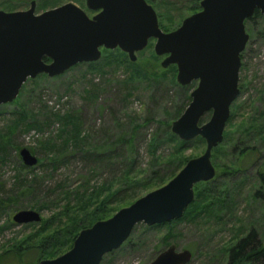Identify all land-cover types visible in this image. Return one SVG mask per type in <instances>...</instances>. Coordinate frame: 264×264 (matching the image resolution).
I'll list each match as a JSON object with an SVG mask.
<instances>
[{
    "label": "rangeland",
    "instance_id": "obj_1",
    "mask_svg": "<svg viewBox=\"0 0 264 264\" xmlns=\"http://www.w3.org/2000/svg\"><path fill=\"white\" fill-rule=\"evenodd\" d=\"M31 1L14 0L3 6L26 9ZM153 1L151 5L158 14L159 24L162 23L166 31L180 26L183 19L191 15L189 7L194 4L193 0ZM67 2L82 7L89 16L94 14L88 9L86 0H36V11ZM245 27L250 37L242 52L241 92L231 106L224 139L216 146V152H212L215 181L226 186L233 203L224 211L213 210L195 221L164 223L154 228L137 224L127 241L106 254L100 264H151L171 244H175L178 250L192 252V259L187 264H232L228 255L230 247L252 227L264 245V184L259 182L256 174L258 166L264 163V141L261 139L264 137V14L263 18L245 22ZM154 44L155 40L151 39L148 46L137 53V60L132 62L135 64L124 67L117 63L106 64L104 60L110 51L114 55L120 53L116 49L102 48L96 67L81 65L61 77L42 74L28 79L13 102L0 106V136L12 138L6 161L0 159V199L6 201L13 197L16 200L0 207V255L6 250L15 254L0 264L16 261L39 263L36 259L27 261L21 258L25 241L39 229L41 222L56 215L66 204L69 198L64 192L76 190L86 179H89L90 186L116 180L131 160H135L132 175L139 178L150 177L154 171L163 176L173 170L177 174L181 156L191 159L204 152L205 140L201 137L204 143H196V137L187 141L182 153L172 155L175 142L167 140L171 124L188 106L187 96L198 82L193 81L188 90L180 87L176 80L177 71L175 73L171 65L167 68L161 66L165 56L155 53ZM69 113L81 119L78 124L83 135H92L89 145H114L115 154L110 163L95 162L78 154L65 162L53 164L56 150L49 147L48 142L51 139L61 144L60 131L73 127L63 120ZM210 116L211 111L204 114L200 124L207 122ZM126 140L132 141L133 148ZM155 142H158L157 150L152 154L151 144ZM24 147L30 149L40 163L32 167L24 165L19 156ZM245 147L253 149L249 152L252 151L256 159L233 163ZM156 157L177 159L170 164L152 163ZM154 189L157 187L137 188L135 192L139 198ZM201 189V186L194 188L195 192ZM256 192L261 193L255 195ZM122 207L125 206L122 204ZM23 209L39 211L42 220L15 223L12 219L14 213ZM31 256L32 253L27 255L28 258Z\"/></svg>",
    "mask_w": 264,
    "mask_h": 264
},
{
    "label": "water",
    "instance_id": "obj_2",
    "mask_svg": "<svg viewBox=\"0 0 264 264\" xmlns=\"http://www.w3.org/2000/svg\"><path fill=\"white\" fill-rule=\"evenodd\" d=\"M197 1L200 10L172 31L161 28L147 0H86L90 10L98 11L93 16L73 2L41 13H35V2L28 10L0 11V106L13 102L28 79L57 77L78 64L96 62L102 48H118L136 61L151 39L155 53L165 56L161 66H177L178 84L198 82L171 131L184 141L202 137L204 152L189 159L166 184L82 229L65 253L37 264H100L127 241L137 224L153 226L182 218L195 198V184L215 178L212 152L224 139L231 106L241 92V54L250 37L245 21L256 10L264 14V0ZM210 111V119L200 124ZM19 156L27 167L38 163L28 148H21ZM12 219L28 224L40 222L42 216L23 209ZM191 259L190 250L171 244L151 264H187Z\"/></svg>",
    "mask_w": 264,
    "mask_h": 264
},
{
    "label": "trees",
    "instance_id": "obj_3",
    "mask_svg": "<svg viewBox=\"0 0 264 264\" xmlns=\"http://www.w3.org/2000/svg\"><path fill=\"white\" fill-rule=\"evenodd\" d=\"M148 3L154 4L153 0H147ZM193 5L189 7L190 13H195L200 10V5L197 1L193 0ZM154 6V5H152ZM255 18H263V14L259 10H256L253 17L247 19V21H254ZM162 26V23H161ZM162 28L166 31L163 26ZM120 54L114 55L111 51L107 54L106 64H120L122 67L127 65H133V61L129 60L126 53L116 49ZM109 56V57H108ZM105 58V57H104ZM242 59V54H241ZM102 60V59H101ZM81 65L97 66L98 61L90 63H82ZM73 67V68H75ZM171 68L174 69L176 73L177 68L175 65H171ZM72 69V68H71ZM63 75V74H62ZM57 76V77H61ZM180 87L188 90V86ZM189 102L191 101V95L187 96ZM189 104V103H188ZM63 120L71 123L70 126H73L70 129H62L58 137H60L61 144L59 145L56 141L48 142L49 147L56 150L54 154L53 164H58L61 161L65 162L66 159H70L78 154H81L83 158H89L95 160V162L110 163L114 157V145L109 146V143H103L100 145H89V139L92 135L90 133L82 134V130L79 127L78 122L80 123L81 119L75 118L72 113L66 114ZM75 118V119H74ZM74 119V120H73ZM18 119H16L17 122ZM73 122L75 124H73ZM14 124V123H13ZM32 126V125H31ZM81 126V124H80ZM25 129L29 130V127L25 125ZM11 137L0 136V159L6 161L7 148L9 140ZM264 141V137L261 138ZM167 140L175 142V152L172 155H177V153H182L185 150L187 141L181 140L176 134L172 131L169 132ZM129 145L132 147V141L126 140ZM196 143H204V140L198 136ZM158 142L151 144V152L154 154L156 152V146ZM19 147V146H18ZM18 147L16 148L18 150ZM236 148V146H233ZM133 148V147H132ZM251 147L242 148L235 157L233 163L236 161H247L256 155L249 150ZM217 147L213 149L216 152ZM253 150V149H252ZM170 155V156H172ZM215 156V154H213ZM182 158L177 163V168L181 170L183 166L187 163L189 158ZM174 159L177 158H159L153 159L152 163H173ZM135 160H131L130 165L126 170L121 174V177L113 180L106 181L102 184H96L95 186L89 185V179L79 186L74 191L64 192L68 196V201L66 204L60 208V211L51 218L46 219L44 222L40 223L39 229L25 241V247L22 250H25L24 254H20L21 258L27 259V261H34L35 259L40 262L45 259L55 258L73 246V242L79 232L92 226L96 221L103 220L111 217L115 212H117L121 207L128 206L139 196L138 192H135V189L140 188L147 190L148 188L155 186L160 187L163 184H166L168 180L173 178L176 175L175 170L170 171L167 175L163 176L159 172H152L150 177L139 178L132 173L134 172ZM40 163V160L39 162ZM105 164V165H106ZM24 167V166H23ZM256 174L258 176L259 182L264 184V163L261 166H258ZM263 170V172H262ZM236 172V171H235ZM235 172H232L234 174ZM138 173V172H137ZM142 174L143 172L140 171ZM231 173V172H230ZM139 178V179H138ZM201 186L200 192H195V198L193 202L188 206L182 218L177 220H172L165 224L179 223L183 220L195 221L199 220L201 216L207 215L213 210L221 209L224 211L226 206H229L233 203V197H231L230 192L226 186H221L216 183L215 178L208 182H199L195 184L194 188ZM261 192H256L255 195L260 194ZM72 199V200H71ZM15 198H8L6 201L0 199V207L8 203L15 202ZM40 208V207H38ZM161 225V224H160ZM159 225L152 226L151 228L158 227ZM46 231L47 234H46ZM29 253H32L33 256L30 258L27 257ZM26 254V255H25ZM230 263L237 262H247L249 264H264V245L261 244V241L258 237V233L254 227L250 228L249 232L246 235L240 236L236 239V242L230 247L228 251ZM15 254L11 250H6L3 254L0 255V263L6 257H12ZM24 261V260H23ZM11 264H18L16 263Z\"/></svg>",
    "mask_w": 264,
    "mask_h": 264
},
{
    "label": "flooded vegetation",
    "instance_id": "obj_4",
    "mask_svg": "<svg viewBox=\"0 0 264 264\" xmlns=\"http://www.w3.org/2000/svg\"><path fill=\"white\" fill-rule=\"evenodd\" d=\"M14 2V0H0V11H4V12H15V11H24V10H28L30 7H31V3L32 2H35V13H41V12H37L36 11V5H37V3H36V0H32L31 2H30V6L29 7H27L26 9L25 8H19V9H13V8H8V7H5V6H3V4H7V3H9V2ZM82 8V7H81ZM89 9V8H88ZM86 11V10H85ZM94 14L93 15H95L98 11H93V10H91ZM88 13V12H87ZM92 15V16H93Z\"/></svg>",
    "mask_w": 264,
    "mask_h": 264
}]
</instances>
